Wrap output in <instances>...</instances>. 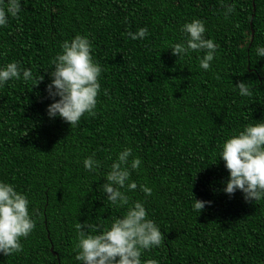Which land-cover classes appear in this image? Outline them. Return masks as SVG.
I'll use <instances>...</instances> for the list:
<instances>
[{
    "label": "trees",
    "instance_id": "trees-1",
    "mask_svg": "<svg viewBox=\"0 0 264 264\" xmlns=\"http://www.w3.org/2000/svg\"><path fill=\"white\" fill-rule=\"evenodd\" d=\"M227 3L235 11L226 19ZM21 7L0 28V64L17 60L34 78L0 88V180L27 195L36 227L21 238L22 251L0 253V264H79L75 224L107 223L124 211L100 187L109 157L124 147L142 158L131 178L153 190L127 194L145 202L163 234L141 264H264V199L224 193L228 170L213 157L245 117L264 119V57L255 51L264 44V0H21ZM193 18L218 46L208 71L197 53L179 60L168 48ZM140 27L146 37L131 39ZM76 34L89 36L103 72L96 115L71 127L47 116L46 86L51 59ZM240 81L251 96L232 90ZM92 153L101 161L95 172L83 166ZM194 197L210 203L194 212Z\"/></svg>",
    "mask_w": 264,
    "mask_h": 264
},
{
    "label": "clouds",
    "instance_id": "clouds-1",
    "mask_svg": "<svg viewBox=\"0 0 264 264\" xmlns=\"http://www.w3.org/2000/svg\"><path fill=\"white\" fill-rule=\"evenodd\" d=\"M21 10V0H0V28L7 26L9 19L17 17ZM234 11V3L225 4L224 17L227 19ZM180 32L182 39L168 47L173 55H178L180 60L195 52L198 67L208 71L218 46L212 38L206 37L204 21L199 18L186 21ZM147 34V27H140L135 32L130 31L128 36L133 40H143ZM255 51L257 57H264V44H258ZM50 66L52 70L46 91L53 102L47 105V116L50 119L59 117L71 127L76 126L85 114L94 117L103 67L93 58L89 36L76 34L63 40ZM33 78V71L21 67L17 60L0 64V88L13 80L29 82ZM43 79L42 76L39 81ZM216 79H220L218 74ZM232 90H238L241 97L252 95L245 81L233 84ZM245 119L247 123L221 140L213 157L214 162L222 159L228 170L223 192L231 196L239 190L245 202H258L264 199V119ZM109 159L112 162L100 187L110 205L124 211L121 215L112 216L107 223H76L75 260L79 264H141L142 251L160 246L163 234L149 217L145 202L132 200L127 193L139 188L147 197L153 190L131 178L132 172L142 165V158L133 155L131 147H124L115 158L110 156ZM83 166L87 171L95 172L101 167V161L92 153L84 158ZM208 203L194 197L192 210L200 213ZM29 205L25 193L18 191L13 183L0 180V253L8 256L22 251L21 238H27L36 227L34 212H30Z\"/></svg>",
    "mask_w": 264,
    "mask_h": 264
},
{
    "label": "water",
    "instance_id": "water-1",
    "mask_svg": "<svg viewBox=\"0 0 264 264\" xmlns=\"http://www.w3.org/2000/svg\"><path fill=\"white\" fill-rule=\"evenodd\" d=\"M253 1H254V0H253ZM51 250L54 252V254L57 255V253L54 251V247H53V246H52ZM57 256H58V255H57ZM58 258H59V256H58ZM59 263H60V260H59Z\"/></svg>",
    "mask_w": 264,
    "mask_h": 264
}]
</instances>
